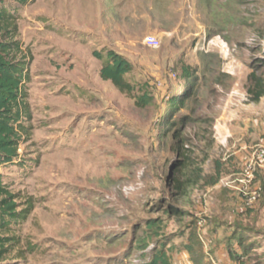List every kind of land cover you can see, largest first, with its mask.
Segmentation results:
<instances>
[{
  "label": "rangeland",
  "instance_id": "374dc122",
  "mask_svg": "<svg viewBox=\"0 0 264 264\" xmlns=\"http://www.w3.org/2000/svg\"><path fill=\"white\" fill-rule=\"evenodd\" d=\"M3 2L33 63L22 157L0 164L26 217L1 264H144L159 240L173 264H214L186 250L192 234L216 263L224 249L264 264V196L247 208L236 190L264 148V97L249 93L252 74L264 82V0ZM108 51L133 65V94L101 78L94 53Z\"/></svg>",
  "mask_w": 264,
  "mask_h": 264
},
{
  "label": "trees",
  "instance_id": "16d2710c",
  "mask_svg": "<svg viewBox=\"0 0 264 264\" xmlns=\"http://www.w3.org/2000/svg\"><path fill=\"white\" fill-rule=\"evenodd\" d=\"M16 1L25 6L32 0ZM19 19V16L9 9L3 0H0V164L2 165L11 164L22 157L20 150L25 143L24 136L27 134L24 121L31 116L27 85L30 78L28 69L33 63V57L24 49L19 39ZM94 56L98 59H106L100 73L104 81H110L122 93L133 94L135 92V87L126 79V75L133 71V65L126 58L114 51H108L105 57L98 52H95ZM182 76L187 80L185 87L194 79L190 68L184 69ZM251 80L253 89L249 90L250 96L253 102H259L264 97V82L254 74L251 75ZM193 96L190 86L182 97H173L168 108L167 121H170L172 114L184 107ZM153 101L154 98L145 92L138 97L137 104L147 107ZM181 164L178 162L176 166ZM18 208L16 195L0 174V264L6 260L15 245L14 225L19 224V221L26 217L24 212ZM149 224L152 230L155 223ZM157 244L151 249V253L145 256L144 264H173L169 250L166 249V243L159 240ZM135 246L137 251H147L150 248V245L142 240L136 242ZM186 250L196 256L197 262L202 259L205 262L212 261L211 256L207 253L203 254L202 244L195 234L189 237ZM204 255H207L205 256L207 260ZM235 257L233 254V259L236 261Z\"/></svg>",
  "mask_w": 264,
  "mask_h": 264
},
{
  "label": "built area",
  "instance_id": "2783aa9c",
  "mask_svg": "<svg viewBox=\"0 0 264 264\" xmlns=\"http://www.w3.org/2000/svg\"><path fill=\"white\" fill-rule=\"evenodd\" d=\"M145 42L153 49H157L160 46L157 38L153 36L147 37ZM256 159V161L249 163L245 167L240 177L236 180L239 183L236 190L243 198L247 208H253L264 196V190L256 186L257 172L259 169H264V148L257 152ZM199 225L201 228L203 227L201 223ZM200 239L203 241L202 236H200ZM211 260L214 262L213 258Z\"/></svg>",
  "mask_w": 264,
  "mask_h": 264
},
{
  "label": "crops",
  "instance_id": "0c3cea01",
  "mask_svg": "<svg viewBox=\"0 0 264 264\" xmlns=\"http://www.w3.org/2000/svg\"><path fill=\"white\" fill-rule=\"evenodd\" d=\"M258 174H257V179H258ZM256 183H257V180H256ZM231 218H232V216H231ZM219 233L220 232H218V237L217 236H214V237L219 239ZM226 235H227V237L230 238L231 232L226 233ZM214 256L216 257L217 261L219 262V263H216L214 261L215 264H236V261L233 259V254L228 252V251H225L224 249L217 250ZM211 258H213V257L211 256Z\"/></svg>",
  "mask_w": 264,
  "mask_h": 264
}]
</instances>
